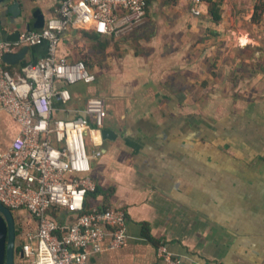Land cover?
Instances as JSON below:
<instances>
[{
	"label": "crops",
	"instance_id": "crops-1",
	"mask_svg": "<svg viewBox=\"0 0 264 264\" xmlns=\"http://www.w3.org/2000/svg\"><path fill=\"white\" fill-rule=\"evenodd\" d=\"M18 1L22 17L12 18L21 26H9L1 40L40 30L36 13L46 22L60 8V0ZM191 7V0H152L126 35L62 37L70 60L86 47L97 81L68 86L71 101L55 99L52 108L71 120L99 97L104 130L117 136L89 135L102 156L92 161L97 191L86 209L127 215L126 243L108 249L106 230L104 250L85 264H166L157 256L161 243L180 264H264V0L207 1L199 16ZM46 53V44L29 47L5 67L18 76ZM18 131L0 105V151ZM53 214L70 220L66 211ZM21 225L35 230L36 220L22 213Z\"/></svg>",
	"mask_w": 264,
	"mask_h": 264
},
{
	"label": "built area",
	"instance_id": "built-area-1",
	"mask_svg": "<svg viewBox=\"0 0 264 264\" xmlns=\"http://www.w3.org/2000/svg\"><path fill=\"white\" fill-rule=\"evenodd\" d=\"M152 0H60L58 14L38 31H24L17 41L0 40V105L17 122L19 131L9 149L0 151V202L21 219L28 213L36 229L22 228L16 264H85L102 252L106 230L108 249L122 247L128 238L127 215L115 207L86 211V199L97 191L89 139L101 137L107 119L106 103L99 97L86 101L84 115L67 120L57 117L55 99L71 101L68 86H92L97 79L82 60L61 54L64 34L73 28L92 27L100 36L120 37L139 27ZM207 1L191 0V12L201 14ZM46 44L47 53L34 65L13 76L4 56L23 47ZM90 135V137H89ZM90 139V140H91ZM54 211H66L70 220L58 222ZM166 264H180L166 243L157 248Z\"/></svg>",
	"mask_w": 264,
	"mask_h": 264
},
{
	"label": "water",
	"instance_id": "water-1",
	"mask_svg": "<svg viewBox=\"0 0 264 264\" xmlns=\"http://www.w3.org/2000/svg\"><path fill=\"white\" fill-rule=\"evenodd\" d=\"M22 17V8L18 0H0V35L11 25L20 28L21 23L16 22L13 18ZM45 18L36 13L37 28H42ZM21 32L17 29L13 34L9 35L7 41H17ZM1 40V38H0ZM5 40V39H4ZM28 47H23L18 52L6 54L3 58L4 63L8 65H16L24 59ZM103 141H114L116 134L110 130L101 132ZM18 255V233L17 222L13 211L0 202V264H16V256Z\"/></svg>",
	"mask_w": 264,
	"mask_h": 264
},
{
	"label": "trees",
	"instance_id": "trees-1",
	"mask_svg": "<svg viewBox=\"0 0 264 264\" xmlns=\"http://www.w3.org/2000/svg\"><path fill=\"white\" fill-rule=\"evenodd\" d=\"M73 30L74 32H78L81 36H83L84 38L86 39H90V40H94L96 36H98L99 34L96 33L92 27H78V28H73L71 29ZM70 30V31H71ZM100 36V35H99ZM65 57L67 59H69L66 55ZM80 60L86 62V64L88 65L87 63V60H85V58H82V57H79ZM70 60V59H69ZM71 61H76V60H71ZM104 209V208H103ZM87 211V209H86ZM68 214V213H67ZM54 216V214H53ZM68 218H70V214L67 215ZM55 220H57L58 222H63V219H61L60 217H53ZM20 252V246L18 245V253Z\"/></svg>",
	"mask_w": 264,
	"mask_h": 264
},
{
	"label": "rangeland",
	"instance_id": "rangeland-1",
	"mask_svg": "<svg viewBox=\"0 0 264 264\" xmlns=\"http://www.w3.org/2000/svg\"><path fill=\"white\" fill-rule=\"evenodd\" d=\"M80 37L84 38V37L81 36V35H80ZM78 41H79V40H78ZM80 46H81V44H79V46H77V47L79 48ZM85 46H87V45H85ZM89 47H92L91 44H89ZM93 47H95V48H93V49H95V52H96V51H99V50H100V52H101L102 49H103V46H102V45H100V46H95L94 43H93ZM82 51L84 52V54H81V55H80L79 53H77L76 57H73V59H74V60H80L79 57L85 58V56L88 55V51H87L86 47H85V49H82ZM101 53H102V52H101ZM18 221H19V223H20V222H21V219L18 218Z\"/></svg>",
	"mask_w": 264,
	"mask_h": 264
},
{
	"label": "flooded vegetation",
	"instance_id": "flooded-vegetation-1",
	"mask_svg": "<svg viewBox=\"0 0 264 264\" xmlns=\"http://www.w3.org/2000/svg\"><path fill=\"white\" fill-rule=\"evenodd\" d=\"M15 218H16V222H17V233H18V235L21 233V230H22V228L20 227V223H19V221H18V218L15 216ZM19 254H20V252L18 253V255L16 256V258L19 256Z\"/></svg>",
	"mask_w": 264,
	"mask_h": 264
}]
</instances>
